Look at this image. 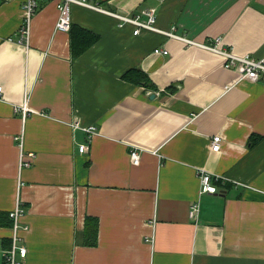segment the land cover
Here are the masks:
<instances>
[{
	"label": "crops",
	"instance_id": "1",
	"mask_svg": "<svg viewBox=\"0 0 264 264\" xmlns=\"http://www.w3.org/2000/svg\"><path fill=\"white\" fill-rule=\"evenodd\" d=\"M93 1L120 14L154 8L161 30L200 43L222 37L223 48L264 58V0ZM56 4L41 2L20 44L26 14L0 0V220L11 222L0 225V264L19 204L26 264H264V81L77 5L72 25L98 41L74 57L71 33L55 30ZM130 70L154 88L126 80ZM25 103L23 117L15 109ZM200 172L225 178L219 193L200 195Z\"/></svg>",
	"mask_w": 264,
	"mask_h": 264
},
{
	"label": "built area",
	"instance_id": "2",
	"mask_svg": "<svg viewBox=\"0 0 264 264\" xmlns=\"http://www.w3.org/2000/svg\"><path fill=\"white\" fill-rule=\"evenodd\" d=\"M3 2H13L17 1L21 5L22 9L26 14V22L20 29V39L18 43L27 44L29 40V24L32 17L40 9L41 2L47 0H2ZM57 2V10L59 12V17L56 22L55 30L61 32H70L72 27V6L77 5L85 7L94 11H98L116 18L119 21V27L124 25H132L135 30L134 34L138 35L143 30H148L152 32L161 33L164 36L180 40L187 44L188 46L200 47L205 50H209L213 53L221 55L225 59L224 67L227 70H235L239 73L242 80L247 79L253 82L264 81V58L257 59L253 56L246 55L240 56L233 52L231 48H223L222 37H216L210 42L200 43L195 40L188 39L184 36L177 35L172 31H165L157 28V13L156 9H146L142 10L138 14H120L116 12H111L104 9L98 3L93 0H55ZM156 54L168 55L167 50L156 49ZM3 89L0 87V98H2ZM17 113H21L23 117L26 116L28 112L27 103L17 106L15 109ZM75 128L80 127V125L74 124ZM88 134V141L79 147L80 152L87 151L89 149V141L91 137L96 133L97 128L95 126L82 128ZM15 140L18 141V146L21 149V167L29 168L31 166V161L24 160V154L22 153V142L24 137L16 136ZM211 150L213 152H219L221 150V137L215 136L211 141ZM29 158H33V154H29ZM130 159L133 165H138L140 163V153L138 150L134 149L130 153ZM200 195L202 194H216L219 193V185L225 181V178L219 175L210 174L208 172H200ZM25 210L20 206V204L10 213V218L13 221V230L11 236V246L3 251V261L4 264H26L27 259V248L23 244V238L20 234L21 230H27L28 227H22L19 223V218ZM200 212V202H193L189 209V217L192 220H197ZM154 221H150L149 224H153Z\"/></svg>",
	"mask_w": 264,
	"mask_h": 264
},
{
	"label": "trees",
	"instance_id": "3",
	"mask_svg": "<svg viewBox=\"0 0 264 264\" xmlns=\"http://www.w3.org/2000/svg\"><path fill=\"white\" fill-rule=\"evenodd\" d=\"M70 33H71L72 51H73L74 57L86 51L89 47L93 46L98 41L97 35L79 26L72 25ZM124 78L128 80L129 82L141 85L145 87L146 89L154 88L148 76L139 70H130L129 72L125 74ZM91 224L92 223L89 222L88 226L90 227ZM0 225L11 226V222L9 219L6 221L0 220ZM94 232L96 235V228H94Z\"/></svg>",
	"mask_w": 264,
	"mask_h": 264
},
{
	"label": "water",
	"instance_id": "4",
	"mask_svg": "<svg viewBox=\"0 0 264 264\" xmlns=\"http://www.w3.org/2000/svg\"><path fill=\"white\" fill-rule=\"evenodd\" d=\"M155 96H152V98H154Z\"/></svg>",
	"mask_w": 264,
	"mask_h": 264
}]
</instances>
